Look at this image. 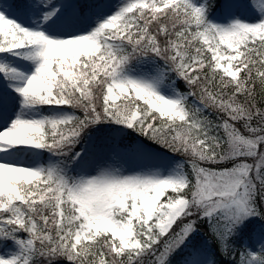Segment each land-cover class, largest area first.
Returning <instances> with one entry per match:
<instances>
[{
  "label": "snow or ice",
  "instance_id": "obj_1",
  "mask_svg": "<svg viewBox=\"0 0 264 264\" xmlns=\"http://www.w3.org/2000/svg\"><path fill=\"white\" fill-rule=\"evenodd\" d=\"M0 264H264V0H0Z\"/></svg>",
  "mask_w": 264,
  "mask_h": 264
}]
</instances>
